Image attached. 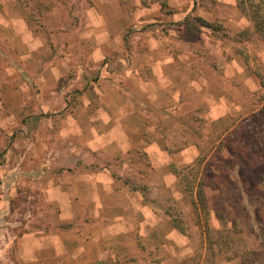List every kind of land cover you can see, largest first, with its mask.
<instances>
[{
  "label": "rangeland",
  "instance_id": "obj_1",
  "mask_svg": "<svg viewBox=\"0 0 264 264\" xmlns=\"http://www.w3.org/2000/svg\"><path fill=\"white\" fill-rule=\"evenodd\" d=\"M95 1L30 0V22L0 0V264L205 263L176 173L200 162L210 227L249 224L264 264V42L248 65L234 40L252 21L238 0Z\"/></svg>",
  "mask_w": 264,
  "mask_h": 264
},
{
  "label": "trees",
  "instance_id": "obj_2",
  "mask_svg": "<svg viewBox=\"0 0 264 264\" xmlns=\"http://www.w3.org/2000/svg\"><path fill=\"white\" fill-rule=\"evenodd\" d=\"M17 1L21 3L27 14V18L32 22L35 14L29 9L30 0ZM238 6L247 14L253 24L251 29H247L234 37L235 42L240 45V55H242L243 60L250 65V60L256 61V57L248 52V50L244 52L245 46L243 45H245L246 42L252 44L264 42V0H238ZM200 21L203 27L212 31L221 32L222 30L221 27L214 23L202 19H200ZM251 67L256 77L259 79L261 87L264 89V68L261 63L252 64ZM201 165L202 162L189 166L185 170L175 172L184 184L185 193L189 196L196 194L199 199V202H194V207L196 209L194 211L197 215L194 224L196 225L197 223V225L203 227V233L205 235L207 253L205 254L206 260L203 264H219L218 262L221 261H226L227 263L235 261L236 264H249L250 258L254 253L248 246L247 234H252V231L248 228L249 224L240 223L235 219L231 221L230 225H225L217 230L210 227V210L207 204V197L203 192L206 184L201 178ZM196 190L197 193H195ZM201 215H203V218ZM188 222V218L186 219L180 216L170 217V224L183 235L189 234L190 226ZM256 234L259 243L264 248V229L261 228L259 231H256ZM202 257L203 254H200L199 259Z\"/></svg>",
  "mask_w": 264,
  "mask_h": 264
},
{
  "label": "crops",
  "instance_id": "obj_3",
  "mask_svg": "<svg viewBox=\"0 0 264 264\" xmlns=\"http://www.w3.org/2000/svg\"><path fill=\"white\" fill-rule=\"evenodd\" d=\"M95 1V0H94ZM110 0H98V3H97V7H98V5H99V7L98 8H100V7H107V5L110 3L109 2ZM112 1V0H111ZM118 1L116 0L114 3H117ZM95 3H96V1H95ZM111 3H113V2H111ZM95 6V5H94ZM13 17H18V15L17 16H11L10 18H13ZM23 19L24 17H23V15H21L20 14V17L19 18H17V19ZM24 20H25V18H24ZM26 21V20H25ZM26 23L28 24V22L26 21ZM33 33V32H32ZM35 36H37V34H35ZM38 37V36H37ZM28 44H29V46L31 47V48H33V46L31 45V43L30 42H28ZM38 46H39V44L35 47V48H38ZM30 48V49H31ZM52 71H56V68H53L52 69ZM10 215V210H0V230H1V228H2V224H3V222H5V224H6V222H7V217ZM8 223V222H7ZM44 245V244H43ZM74 250H76V247H75V249ZM82 254V252H81V250H79L78 252L76 251V253H70L69 252V254H67V261H66V263L68 264L70 261H71V259L70 258H76V257H78V256H80ZM64 255V254H63ZM71 257H70V256Z\"/></svg>",
  "mask_w": 264,
  "mask_h": 264
}]
</instances>
